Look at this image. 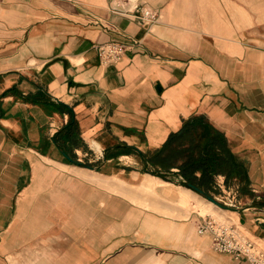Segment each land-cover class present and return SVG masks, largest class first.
<instances>
[{
    "label": "crops",
    "instance_id": "crops-1",
    "mask_svg": "<svg viewBox=\"0 0 264 264\" xmlns=\"http://www.w3.org/2000/svg\"><path fill=\"white\" fill-rule=\"evenodd\" d=\"M217 179L264 241V0H0V264H250L199 233L195 206L223 209L180 183Z\"/></svg>",
    "mask_w": 264,
    "mask_h": 264
},
{
    "label": "built area",
    "instance_id": "built-area-1",
    "mask_svg": "<svg viewBox=\"0 0 264 264\" xmlns=\"http://www.w3.org/2000/svg\"><path fill=\"white\" fill-rule=\"evenodd\" d=\"M114 9L135 18L141 24L155 23L159 19L158 10L141 6L136 2H114ZM140 43V39L132 38L129 41H104L95 46L100 54L101 62L111 64L118 62L127 50ZM198 231L200 234L210 236L211 245L215 250L229 253L236 259L245 258L250 264H264V249L257 246L234 223L219 220L209 214L202 215Z\"/></svg>",
    "mask_w": 264,
    "mask_h": 264
},
{
    "label": "rangeland",
    "instance_id": "rangeland-1",
    "mask_svg": "<svg viewBox=\"0 0 264 264\" xmlns=\"http://www.w3.org/2000/svg\"><path fill=\"white\" fill-rule=\"evenodd\" d=\"M88 163V161H86ZM90 163V162H89ZM130 185V184H129ZM216 187L220 190L218 193H211L215 198H216V202L212 203V206H215L216 209H219V207H222L224 209L225 212H223V210H220L222 216H220V218L215 217V214H209L219 220H224L227 221L229 223H234L239 230H241V232L245 233L247 236H249V238H251L257 246L261 247L264 249V241L260 240V239H256L255 237H253L250 232L244 227L242 226V216H244L245 214V210L246 208L249 206L248 202L249 200L243 196V194L241 195L239 190H237V187L234 186L233 184H231V186H228L226 184V182L224 180H218L215 182ZM166 187H170V189H172L174 192H178L177 189L173 186H166ZM197 197L200 198L203 202H208L211 201L209 200L206 196L202 195V194H198L197 196H195L193 200V202L197 201ZM257 199V198H256ZM233 200V202L231 201ZM250 203V202H249ZM118 204L120 205H124L125 210L127 207H131L132 205H139V203H137L134 200L128 199V198H119L118 200ZM135 205V206H136ZM141 205V204H140ZM253 205V204H251ZM144 206V205H142ZM152 210H156L155 208H151ZM124 216H128L130 218V214H123ZM139 215V214H138ZM198 215H202L199 214L197 212H192L191 213V218L193 217H197ZM204 215H208V214H204ZM219 215V214H217ZM134 216V214H133ZM189 219V220H190Z\"/></svg>",
    "mask_w": 264,
    "mask_h": 264
},
{
    "label": "trees",
    "instance_id": "trees-1",
    "mask_svg": "<svg viewBox=\"0 0 264 264\" xmlns=\"http://www.w3.org/2000/svg\"><path fill=\"white\" fill-rule=\"evenodd\" d=\"M175 139V134L171 137V139H170V142H172L173 140ZM215 143L217 144V145H220L221 147H219L221 150L220 151H224V153L225 152H227V149L225 148V146H222V143H220L219 141H218V139H216L215 140ZM217 145H215L216 147H218ZM192 152H194V150H192ZM206 160V159H205ZM233 163H234V161H232ZM184 169V167H181V170H183ZM152 173H154V174H157V175H161V176H163L164 178L166 177L167 179H169L168 178V175H164V174H162V173H159V172H156V171H152ZM181 183V182H180ZM212 184L213 183V181L211 180H208L207 178H205L202 182H200V184H202V185H204L205 186V189H207L206 187L209 185V184Z\"/></svg>",
    "mask_w": 264,
    "mask_h": 264
},
{
    "label": "water",
    "instance_id": "water-1",
    "mask_svg": "<svg viewBox=\"0 0 264 264\" xmlns=\"http://www.w3.org/2000/svg\"><path fill=\"white\" fill-rule=\"evenodd\" d=\"M182 184H185L187 187L189 188H192L194 190H196L197 192H199L200 194L206 196L209 200L213 201V202H216V198L208 193V192H205L200 186L190 182V181H181Z\"/></svg>",
    "mask_w": 264,
    "mask_h": 264
},
{
    "label": "bare ground",
    "instance_id": "bare-ground-1",
    "mask_svg": "<svg viewBox=\"0 0 264 264\" xmlns=\"http://www.w3.org/2000/svg\"><path fill=\"white\" fill-rule=\"evenodd\" d=\"M156 181H158V182H161L160 180H156ZM155 181V182H156ZM157 183V182H156ZM153 187V185L152 186H150V185H148L147 186V188H152ZM185 203H187V204H189V202L187 201V200H185ZM212 201H208L207 202V204L209 205V206H212ZM220 209H223L222 207H219ZM195 209H197V210H199L200 212H202L203 214H205V213H208V212H213V211H211L210 209H207L206 207H203L202 205H196L195 206ZM224 210V209H223ZM215 214V217H218V218H220V216L221 215H217V213H214Z\"/></svg>",
    "mask_w": 264,
    "mask_h": 264
}]
</instances>
